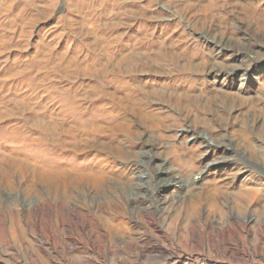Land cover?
<instances>
[{
	"label": "rangeland",
	"instance_id": "rangeland-1",
	"mask_svg": "<svg viewBox=\"0 0 264 264\" xmlns=\"http://www.w3.org/2000/svg\"><path fill=\"white\" fill-rule=\"evenodd\" d=\"M263 10L264 0H0V264H264ZM126 87L159 94L145 104L165 119L160 133L136 115L131 138L86 125V149L69 154L78 125L67 114L109 110L105 97ZM158 168L195 180L193 195L218 188L215 201L157 186ZM67 170L108 176L73 184ZM117 197L138 212L166 204L141 254L88 214ZM228 222L239 224L220 234Z\"/></svg>",
	"mask_w": 264,
	"mask_h": 264
},
{
	"label": "bare ground",
	"instance_id": "bare-ground-1",
	"mask_svg": "<svg viewBox=\"0 0 264 264\" xmlns=\"http://www.w3.org/2000/svg\"><path fill=\"white\" fill-rule=\"evenodd\" d=\"M255 21L258 23L259 26L260 25L264 26V14L262 13V14H259L258 16L256 15ZM127 88L128 87H126L125 92H121L122 99H120L121 97H118L119 92H117V91H113V92L111 91L108 94L109 95L108 98L110 100L107 97H105L108 101L111 102L109 110L108 109L98 110V113L96 115H92V116L85 114L83 120L76 119L75 113L73 114V113L69 112L67 114L68 123H70L71 125H75V124L78 125V127L74 126L76 129H74V127L68 128L67 136L75 139V140L71 139L68 143V151H70L69 154H72L74 152L77 153L78 151L83 153V151L86 149V147H87L86 143L89 141L88 137H90L88 131L86 130V125H88L90 127L93 126L92 131L95 132L96 130H98V132L102 133V137H106V136L111 137V136H114L116 133L119 132V133L131 138V136L133 135L131 128L135 124L130 120V116L136 115L137 117H139L138 120L140 121L138 126L144 127L145 125H147L151 131L160 133V131L164 128V125L166 124L165 119H159L154 114L147 111L146 104H145V102H147L150 98L157 97L159 94H157L156 92H145V91H141V90L139 91L136 89H131V88L127 89ZM104 92H106V91L104 90ZM91 110L93 111L92 108H91ZM96 123L98 125H96ZM100 145H102V147L108 146V144H106L104 142H101ZM107 149H111V147H109ZM74 156H76V155L74 154ZM150 163H151V161H150ZM262 163L264 165V160L262 161ZM154 173L155 174H154L153 178L157 179V181H156L157 186H158V184H160V186L163 187V186H166L167 184H170L171 182L175 181L176 183H180V186L182 188L188 189L189 194L192 193L191 189L193 190V188L195 186L194 185L195 183H193V181L195 182V180L192 179L191 180L192 182L188 181L189 183L185 182L183 179H181V177L177 176L176 174L174 175V174L170 173L169 170H167L165 168H163V169L158 168V170ZM158 173H160L159 176H158ZM55 174H56V176L60 177L64 173L56 172ZM82 174L83 173L74 174L70 170V171H68V173H66L62 176H65L67 182H70L72 180V183L74 180H79V179L84 178V177L91 179L95 183H98V182L101 183L108 176V174L106 172H104L103 170L96 171L95 174H93V173L85 174L86 176H83ZM254 182H256V181H254ZM72 183L70 185L74 184V183L73 184ZM132 189L134 191L135 190L138 191L137 196L144 197L145 199H147V191L146 190L140 188V186L137 187V189H134V188H132ZM215 189H216V191L219 190L218 188H214V190H208L209 193H210V191L212 192V193H210L211 196H209V194L202 195L201 191H199V193H197L195 195H193L194 193H192V195H190V196L188 195L189 203L193 204L194 200L198 201V199H200L203 196L206 199L210 197L209 200L210 201L212 200L211 202L215 201V197L214 198L212 197V196H214V192H216ZM260 189H261V187H260ZM260 189L257 192H260ZM153 192H150V196L148 195L149 199L152 198ZM253 194H254V189L245 191L246 197H251V198L253 197V199H254L255 195L252 196ZM120 197H117L113 200L111 199V203H109L110 204L109 206L106 203H104V204H99L97 206V208L88 209L89 210L88 214H90V216L91 215L94 216L95 218L99 217L97 221L100 225V229H101L103 236L105 238H108V237L113 238V240L114 239L116 240L117 246H119V247H122V246L130 247L131 246V248L135 249V252H137L136 254H141V252H142L141 245L145 246L141 242L142 241L141 237H144V235H145V236L153 238L154 233L151 232V228L152 227L155 228L154 223H155L156 219L158 218L157 216H160V218L164 219L166 217V215L169 214V212H168L167 208H165L166 204L164 202H160V201H159L160 202L159 205L156 204L154 212L146 210L145 208L139 209V212H138L137 210L132 208V204L128 200H126V199L121 200ZM131 198H134V197H131ZM134 199H136V198H134ZM180 200H181V198L179 199V202H180ZM182 200L185 201V197H183ZM186 200H187V198H186ZM210 204L213 207L217 205L216 202H215L216 205H213V203H210ZM195 206H196V204H195ZM216 207H215V209H216ZM137 213H139L141 216L137 217ZM82 214H83L82 206L80 207L79 205H77V203L74 206L68 205L67 211L65 212V216L67 217L68 222L71 224V228H73L75 226L76 218L77 217L79 218ZM121 218H123V219L126 218V220H122ZM191 221L193 222L195 220H191ZM191 221H190V223H192ZM249 222H252V220H247L245 222H242L241 227L243 229H246L247 228L246 226L249 224ZM238 224H239L238 222H234V223L228 222L226 224H222V228L220 229V231H221L220 234L221 233L223 235L227 234L232 229H234ZM83 226L85 228L89 227V226H87L86 222H84ZM208 227H209V225L206 222V223H204L201 230H199L196 226H194V228L191 229V231L189 233H190L191 237L193 238L196 233H199V232L203 233V229H206ZM262 227L264 228V223H263ZM134 229H137L138 231L135 232ZM85 230H87V229H85ZM133 231L135 232V234H137V235H135L136 237H132V235H134L132 233ZM156 239H158V238H156ZM110 242H109V244H110ZM179 257L180 256L175 258L174 261L175 260L177 261V259ZM170 259L173 260L172 257Z\"/></svg>",
	"mask_w": 264,
	"mask_h": 264
}]
</instances>
